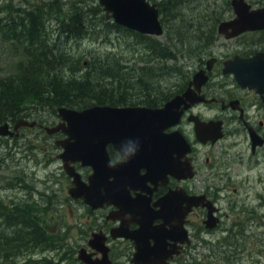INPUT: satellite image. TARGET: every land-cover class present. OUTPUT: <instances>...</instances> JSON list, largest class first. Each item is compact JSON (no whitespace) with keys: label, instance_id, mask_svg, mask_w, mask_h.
Instances as JSON below:
<instances>
[{"label":"flooded vegetation","instance_id":"flooded-vegetation-1","mask_svg":"<svg viewBox=\"0 0 264 264\" xmlns=\"http://www.w3.org/2000/svg\"><path fill=\"white\" fill-rule=\"evenodd\" d=\"M250 33L264 35V30ZM262 40L257 41L255 45H263L264 37ZM257 53L264 54V49L259 48L249 53H234L224 58L211 55L204 62L199 70L206 68L207 61H213L211 70L207 72L208 81L200 91V95L205 96V102L190 105L184 109L179 123L164 130L165 135L175 131L180 132L189 145L188 152H185L183 147H178V154H184L180 156L178 163L175 162L174 166L166 167L160 160L158 165L154 164L151 167L152 165L149 164L147 169L144 168L143 162L139 164V169H131L129 173L118 171L120 174L116 172L117 169L111 168L114 172L110 170L109 174H114L121 181L120 190L125 189L124 197L137 198L140 203L139 208L130 211L128 208L119 207L118 196L115 194L117 188L114 187L115 193L111 191L109 198H112L113 203H103L97 209L85 205L80 198L76 200L67 198L81 206L84 216L81 238L71 243L75 247L64 242L51 243L52 230L48 228V232L44 233L46 236L42 237L37 246L16 245L13 249L9 246L6 250H0V264H11L20 255H24L21 257L24 264H52L51 255L58 257L57 261L60 264L68 262L83 264L77 258L80 251H83L82 253L87 255L89 257L87 259L93 264H100L99 262L103 259L102 242L108 248L107 257L110 264H137L134 262V242L117 235L122 234V231L137 230L139 225L136 219L140 217L144 218L148 224L147 232L142 237L144 242L142 245L147 249V261L152 264H211L209 260L216 256L220 257L224 264H240L245 256V249L241 244L245 235L256 232L264 235V101L256 89L241 88L234 75L225 74L224 69L225 63L235 57L251 59ZM262 58L264 60V55ZM218 75H224V79H218ZM225 78H230L231 82ZM190 81L181 87L178 86L180 90L172 96L159 101H148L147 105L141 107L163 108L174 97L182 95L188 89ZM211 84H213L212 89H210ZM228 89H232L230 93L226 92ZM182 108L183 106L181 110ZM53 114L56 123L51 126L54 127L59 123V119L56 113ZM190 117H196L202 123H210L212 130H216L215 136L212 135L211 140L208 139L205 143L200 141L196 135L194 122L188 121ZM16 120L10 122V127ZM34 122L32 128L38 127L45 133L44 127ZM184 123L190 126L191 135L189 132L185 133ZM21 130L22 128L16 131L11 129V137L4 138H17ZM46 136L55 137L53 145L58 150L55 158L60 162L62 170V161L59 159L62 149L57 143L66 136L60 132L46 134ZM253 137H255L254 140ZM105 151L109 167L126 163L127 156L121 155L112 144H107ZM43 155L37 158L38 162L34 161V164L44 165L46 162L48 164L54 162L46 154ZM173 156L177 157V154ZM175 166L176 169H174ZM71 167L84 184L87 177L93 173L91 167L82 166L80 162L72 163ZM205 167L207 168L204 170ZM31 170L34 171L33 168ZM62 172L64 173L63 170ZM49 174L51 176L52 172ZM65 177L67 178L65 188L67 194L71 180L66 175ZM113 178V176L110 177L108 182H112ZM33 180L31 185L34 190H29V196L32 194L40 196L35 188L38 183L45 186L49 193L46 196L52 197L53 188L47 189L51 184L49 180ZM17 181L21 182L20 174L15 178V183ZM14 188L20 190L19 185ZM23 188L27 187L23 185ZM100 193L105 196L104 191ZM199 198L201 203L193 205L192 202ZM33 209L35 211V208ZM50 210L49 202H47L45 213ZM210 210L214 220L208 223ZM22 213L24 216L28 215L26 211L21 212V205H14L9 213L4 212V207L0 205V219H19ZM112 231H115L116 238L112 237ZM253 243L256 246L258 241L254 240ZM260 244L264 245V240L260 241ZM198 246L210 249V255L202 254V259H199V254L195 253ZM35 248L41 255L38 259L34 258V253L28 256L30 250L33 251ZM251 254H261L264 257V251L256 247Z\"/></svg>","mask_w":264,"mask_h":264},{"label":"rangeland","instance_id":"rangeland-1","mask_svg":"<svg viewBox=\"0 0 264 264\" xmlns=\"http://www.w3.org/2000/svg\"><path fill=\"white\" fill-rule=\"evenodd\" d=\"M47 1L48 0H0V18H8L10 15L20 16L22 11L32 9L38 4ZM71 1L77 2V6L82 9H84L83 7L89 8L97 5V0H60L63 4L61 12H68L67 9ZM148 1L151 4L157 5V1L155 0ZM230 1L231 0H186L175 13H172L173 15H177L176 20L170 21V19H168L167 22H164L160 15V22L164 29V33L161 37L152 39L157 40L164 46L167 44L169 37H171L172 42L170 45H176L174 49L176 54L174 55L177 61L176 66H173L175 70L170 69L167 72H165L163 68L165 64L163 61L164 57L159 56L158 59H155L157 61L153 60L149 62V60H151V54L149 50L140 43V41L147 43L148 41L137 37L135 38L134 33L128 32L129 35H126L123 31L120 33L116 30L105 32L101 29L96 30L100 32L97 39L96 37H89L86 35L82 40L73 42L72 40L66 39L65 35H62L59 37L56 44L59 47H63L76 63L81 64L82 68H85L84 65L86 62L95 58V68L100 74L102 72H116L114 69L119 70V68L114 65L116 62L119 63L121 66V79L118 77L114 79H103L106 78V75L103 78L99 75L91 79L92 86L97 90L95 96L102 101V105H147L148 101H159L162 98H168L175 92H178L181 85L191 80L193 75L203 66L204 62L208 60L211 55L224 58L234 53H249L259 48L264 49V44L255 45L257 41H263L262 38L264 35L249 33L243 34L239 38L225 40L222 35L218 34L217 30L220 22L229 21L230 18H233ZM247 2L253 8L264 7V0H247ZM101 15L104 16L103 12ZM109 24L114 25L112 23ZM88 29H91L88 31H93L92 27ZM176 33L183 35V38H185L183 46L177 42ZM45 34L48 36L47 39L49 42H54L57 38L58 25L52 19L45 22ZM169 34L171 35L169 36ZM197 35H199V38L204 39L205 42L210 43L208 46L204 45V49H200L199 54L189 55V44L192 45V49H196V51H198V48L201 46V43L195 39ZM211 37H213V40H210ZM183 55L185 59L182 58ZM107 57L110 59H105ZM22 59L20 48L17 49L16 46L10 42L0 40V79L15 73L16 64ZM158 60H162L159 65L156 64ZM166 61L168 62V60ZM173 63L174 61L168 62L169 65H173ZM142 68L146 69L145 73L142 72ZM80 75L81 74L78 76ZM217 78L222 80L224 79V75H218ZM225 79L231 82L230 78ZM148 86L153 87V92H156L155 95H158V98L152 100L148 99L149 97L144 94L147 93L146 90ZM230 86L231 85H229V87ZM212 88L213 84L210 85V89ZM214 88L217 89L215 86ZM231 90L232 89H228L226 92L230 93ZM85 96L89 97L91 95L88 94ZM224 96L226 95L224 94ZM151 97H153V95H151ZM29 112L32 113V115L30 116L31 118L28 117L27 119L29 121H36L42 127L51 128L53 127L51 125L56 123L54 114L51 113V110L47 107H40L35 112ZM184 131L185 133L189 132L190 135L192 134L190 126L187 123H184ZM54 138L46 136L43 130L38 127L32 129L22 128L17 138H0V205L4 207V212L8 213L14 205H21V210L29 211L27 214H30L32 218L30 223L29 219L21 217L20 224L13 227L7 226L5 220L3 221V218H1L0 232L5 234L6 237H10L9 234L12 232L28 233L36 230V232L41 233L43 237L45 231L48 232V228H50L52 230V234L50 235L51 240L52 238L64 240V243L71 247H75L74 244L71 245V243H73V240L81 238L84 216L82 215V209L79 204L67 200V198L70 199L65 189L67 178L60 169V162L55 158V153L57 154L58 150H56L53 145ZM43 154L52 158L54 162L50 164L46 162L44 165L34 164V161L38 162L37 158L44 156ZM32 168L34 171L31 170ZM206 168L207 167H205L204 170ZM49 172H52L51 176ZM18 174H20L21 182L17 181L15 183V178H17ZM33 179L49 180L51 184L48 185L49 187H47V189L50 190L53 188L52 197L48 198L46 194L49 193L45 189V186L38 183H36L35 188L40 196L37 194L29 196V190L33 189L31 185L34 182ZM16 185L20 186V190L14 188ZM23 185L27 188L24 189ZM18 201L19 203H17ZM47 202H49L51 210L45 213ZM30 207L35 208V211L31 208L30 210L33 211L31 213L29 210ZM39 211L41 212L39 213ZM254 240L258 241L256 246L253 243ZM262 240H264V235L259 232L255 234L247 233L245 235L244 241L241 242L245 249V256L240 264H264V257H262L261 254H251L255 247L264 251V245L260 244ZM36 251V248L33 251L30 250L28 256L34 253V258L38 259L41 255L38 253L39 251ZM195 253L199 254V259H202V254L210 255V249L207 250L198 246ZM21 257H24V255H20L17 260H15V258L11 264H24ZM51 257L52 264H60V262L57 261L58 257L54 255H51ZM73 261H76L75 257ZM209 262L211 264H224L218 256L209 260ZM64 264L74 263L68 262Z\"/></svg>","mask_w":264,"mask_h":264},{"label":"water","instance_id":"water-1","mask_svg":"<svg viewBox=\"0 0 264 264\" xmlns=\"http://www.w3.org/2000/svg\"><path fill=\"white\" fill-rule=\"evenodd\" d=\"M97 1L105 13V18L107 20L112 19L119 26L146 36L160 37L163 34L157 7L156 5H150L147 0ZM230 5L234 18L219 24L217 30L219 35H222L226 40H230L247 32L264 30V8L253 9L247 0H231ZM263 55V53H257L251 59L235 57L225 63L224 73L233 74L241 88L256 89L264 101ZM212 64V60L207 61L206 69L199 70L193 75L188 89L182 95L174 97L160 109L110 106H92L82 110L65 107L57 108L55 111L59 123L54 127L44 128V131L47 135L60 132L66 136L57 145L62 149L59 155V159L62 161V170L71 180L70 187L67 190L69 198L73 200L80 198L85 205L97 209L103 203H113L112 198H109L111 197V191L115 193L114 187L117 188L115 194L118 196L119 207L128 208L130 211L139 208L138 199L124 197L125 189L120 190L121 181L109 172H114L113 169H117V171L115 170L117 173L121 171L129 173L131 169H139V164L143 162L145 164L144 168L147 169L149 164L153 167L160 160L166 167L174 166L175 162L178 163L180 156L184 155L178 154V147H183V150L188 152L189 145L180 132L175 131L165 135L164 130L179 123L184 109H187L190 105L205 102V96L200 95V91L208 81L207 72L211 70ZM188 121L194 122L197 138L203 143L210 139L212 135L215 136L216 130H212L210 123H202L196 117H190ZM34 124V122L18 119L10 127L11 124L5 122L0 125V137H11L12 131L19 128H32ZM107 144H112L116 151L123 156H127L124 165L116 164L109 167L105 151ZM174 154H177V157H174ZM75 162H80L82 166L92 168L93 173L87 177L86 184L80 180L79 175L71 167V164ZM176 168L175 166L174 169ZM111 175L114 177L113 181L108 182V179L112 177ZM101 191L105 192V196L101 195ZM200 199L197 200L198 202L193 201V205H199L201 203ZM208 215L209 223L214 220L211 210ZM136 223L139 225L137 230L122 231V234L117 236L134 242L135 263L152 264L147 261V249L142 245L144 243L142 237L147 232V221L140 217L136 219ZM115 231H112L113 238L117 237L114 234ZM102 245L104 247L103 259L99 263L110 264L107 257L108 248L105 247L104 242H102ZM82 252L78 253V260L83 264H93L87 259L89 257Z\"/></svg>","mask_w":264,"mask_h":264},{"label":"trees","instance_id":"trees-1","mask_svg":"<svg viewBox=\"0 0 264 264\" xmlns=\"http://www.w3.org/2000/svg\"><path fill=\"white\" fill-rule=\"evenodd\" d=\"M155 1H157L159 15L162 16L164 22H167L168 19L170 21L177 19V15L172 13H175L186 0ZM77 4V2L71 1L67 9L68 12L65 13L61 12L63 4L60 0H48L32 9L22 11L20 16L10 15L8 18H0V40L10 42L17 49L20 48L23 57L16 64L15 73L0 79V125L5 122H13L18 118H28L32 115L29 111L35 112L40 107H47L51 110V113H54L55 108L60 106L80 110L89 106L102 105V101L95 96L97 90L92 86L91 79L99 75H101V78L106 75V78L103 79L117 77L121 79V66L118 62L114 66H117L119 70L114 69L116 71L114 73L102 72L100 74L95 68V58H92L84 65L86 70L81 67V64L76 63L63 47L56 44L62 35L73 42L82 40L86 35L97 39L100 32L96 30L101 29L105 32L116 30L118 33L123 31L126 35L128 34V30L111 25L109 22L106 23L104 16L101 15L102 10L98 5L89 8L83 7L84 9H82ZM50 19L58 25V35L54 42H49L48 36L45 34V22ZM89 27L93 28L92 32L88 31L91 30L88 29ZM134 35L135 38L148 41V43L141 41L140 43L151 54L149 62L162 56L164 57L165 64L163 68L165 72L175 68L173 66H176L177 61L174 55L176 54L174 51L176 45H170L172 42L171 37H169L167 44L162 46L157 40L150 37L135 33ZM176 36L177 42L183 46L185 42L183 35L176 33ZM195 39L201 43V46L196 51L189 44V55L199 54L200 49H204L203 46H208L210 43L199 38V35ZM210 40H213V37ZM182 58L185 59V56L183 55ZM166 60L168 62L174 61L173 65H169ZM161 62L162 60H158L156 64L159 65ZM145 71L146 69L142 68V72L145 73ZM79 74L81 75L78 76ZM146 91L147 93L144 94L150 100L159 97L155 95L156 92H153L154 89L151 86H148ZM88 94L91 96L86 97L85 95ZM24 211L26 210H21V212ZM11 216L13 217L12 213ZM27 216L30 217V214ZM27 216L22 213L20 218L29 219L31 223L32 218ZM20 218H3V221L5 220L7 226L13 227L20 224ZM9 235L10 237H6L5 234L0 232L1 251L2 249L6 250L9 246L13 249L16 245H20V247L37 246L42 239V234L36 232V230L28 233L12 232ZM44 236L46 235L43 234ZM63 241L52 238L51 243L60 244ZM17 242L18 244H15Z\"/></svg>","mask_w":264,"mask_h":264},{"label":"bare ground","instance_id":"bare-ground-1","mask_svg":"<svg viewBox=\"0 0 264 264\" xmlns=\"http://www.w3.org/2000/svg\"><path fill=\"white\" fill-rule=\"evenodd\" d=\"M30 5V4H29ZM75 35V34H74ZM145 63V62H144ZM67 76V75H66ZM129 76V75H128ZM134 78V77H133ZM41 118V117H40ZM46 201V200H45ZM43 211V210H42ZM15 248V247H14ZM18 253V252H17Z\"/></svg>","mask_w":264,"mask_h":264}]
</instances>
